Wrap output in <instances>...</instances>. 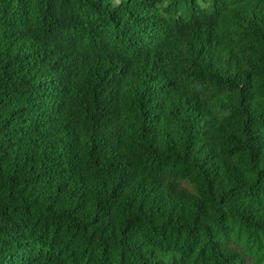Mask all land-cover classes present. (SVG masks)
I'll use <instances>...</instances> for the list:
<instances>
[{
	"label": "trees",
	"instance_id": "16d2710c",
	"mask_svg": "<svg viewBox=\"0 0 264 264\" xmlns=\"http://www.w3.org/2000/svg\"><path fill=\"white\" fill-rule=\"evenodd\" d=\"M0 264H264V0H0Z\"/></svg>",
	"mask_w": 264,
	"mask_h": 264
}]
</instances>
